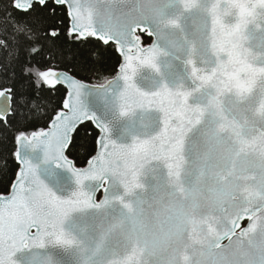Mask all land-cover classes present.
<instances>
[{
    "label": "snow or ice",
    "instance_id": "6c2138e0",
    "mask_svg": "<svg viewBox=\"0 0 264 264\" xmlns=\"http://www.w3.org/2000/svg\"><path fill=\"white\" fill-rule=\"evenodd\" d=\"M0 264H264V0H0Z\"/></svg>",
    "mask_w": 264,
    "mask_h": 264
},
{
    "label": "trees",
    "instance_id": "16d2710c",
    "mask_svg": "<svg viewBox=\"0 0 264 264\" xmlns=\"http://www.w3.org/2000/svg\"><path fill=\"white\" fill-rule=\"evenodd\" d=\"M149 42H150V38H146L143 35V43L144 44H147ZM119 59H120L119 56L113 55V57L108 61L109 71L107 73H105V77L107 79H109L110 77H112V76H114L116 74V72L118 70V67H119V64H118ZM87 82H91V83H103L104 80H100V79L93 78L91 81H87ZM41 127H43V125H41ZM83 156H84V153H83V151H81V158H83ZM78 166H83V165L81 164V165H78Z\"/></svg>",
    "mask_w": 264,
    "mask_h": 264
},
{
    "label": "water",
    "instance_id": "95a60500",
    "mask_svg": "<svg viewBox=\"0 0 264 264\" xmlns=\"http://www.w3.org/2000/svg\"><path fill=\"white\" fill-rule=\"evenodd\" d=\"M141 38H142V36H141ZM142 42H143V39H142ZM152 43V39H150V42L149 43H147V44H144V46H148L149 44H151ZM146 71V70H145ZM117 75H119V67H118V70H117V72H116V74L114 75V76H112V77H110L109 79H111V78H114L115 76H117ZM89 83H91V82H89ZM92 84H100V83H92ZM253 157H249V159L251 160ZM98 199L99 198H101L100 197V195L98 194V197H97ZM227 241H225V243H226Z\"/></svg>",
    "mask_w": 264,
    "mask_h": 264
}]
</instances>
